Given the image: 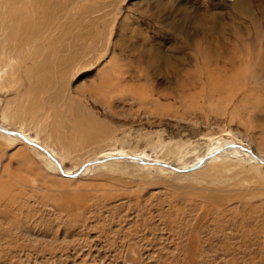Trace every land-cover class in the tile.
Masks as SVG:
<instances>
[{"label":"rangeland","instance_id":"rangeland-1","mask_svg":"<svg viewBox=\"0 0 264 264\" xmlns=\"http://www.w3.org/2000/svg\"><path fill=\"white\" fill-rule=\"evenodd\" d=\"M10 2L0 264H264V0Z\"/></svg>","mask_w":264,"mask_h":264},{"label":"bare ground","instance_id":"bare-ground-1","mask_svg":"<svg viewBox=\"0 0 264 264\" xmlns=\"http://www.w3.org/2000/svg\"><path fill=\"white\" fill-rule=\"evenodd\" d=\"M22 1H25V2H29V0H11V2L10 3H15V2H18V3H20V2H22ZM32 1V4L33 5H25V6H23V8L21 9V12L22 13H27V11H31V13H33V14H35V0H31ZM58 3V2H57ZM65 3V2H64ZM12 4H9L8 2H7V7L9 8L10 6H11ZM45 18V17H44ZM48 18H49V16H48ZM50 20H52V18H50ZM29 23L27 24V27H29ZM36 58V57H35ZM35 58H33V59H35ZM32 59V60H33ZM38 78H43V77H38ZM35 80H36V78H35ZM55 93V92H54ZM59 97V96H58ZM53 98V97H52ZM50 101V100H49ZM66 101H68V100H66ZM51 102V101H50ZM68 103V102H67ZM67 106V105H66ZM68 107V106H67ZM69 108V107H68ZM68 108H62V111H61V113H60V115H63V116H67V115H69L68 114ZM76 109V108H75ZM29 117V116H28ZM71 122V121H70ZM73 122V121H72ZM75 122V121H74ZM64 124V123H63ZM78 124V123H77ZM0 126H3V127H6L7 128V126H5V125H3L1 122H0ZM69 127V126H68ZM0 133H2V134H4V136L5 135H10L11 137H16V136H14V135H11V134H9L8 132H6L7 134H5V133H3V132H1L0 131ZM20 133H22V134H24V136L25 137H27L29 140H31V141H33V142H35L36 144H38V145H40V146H42V147H44L48 152H50L54 157H56V159H57V161H58V164L63 168V166L61 165V163H60V161L58 160V158H57V156L54 154V152L52 151V149H49L48 147H46L39 139H37L36 137H34V136H30V135H28L27 133H24V132H20ZM227 143H229L230 144V141H219V142H216L215 144H213V145H211L210 147H208L207 148V150L204 152V153H201V154H199V155H197L194 159H192V161H190V162H188V164L186 165V164H184V165H182V168H186V167H190L191 165H194V164H198V162H202L203 160H204V158H205V154H209V153H213L212 154V156L209 158V159H212V158H215V157H217L218 155H220L221 156V154L223 155V153H225V151L226 150H224V151H218V152H216V153H214L216 150H219L220 149V147L222 148V146L224 145V144H227ZM237 143V142H236ZM36 147V146H35ZM42 151V150H41ZM229 151H231V152H236V154H237V152H239V151H241V149L239 150L238 148H235V147H232V148H230L229 149ZM124 152V151H123ZM123 152H118V151H113V152H110V153H106V154H102V155H99L98 157L99 158H109L108 160H113L115 157L114 156H117V155H133V156H142V157H146V158H149L150 159V157H147V156H145V155H143V154H140V153H136V154H125V153H123ZM228 152V151H227ZM244 154H247V155H249V157L250 158H253L254 159V157L252 156H250V154L249 153H247L246 151L244 152V151H242ZM234 154V153H233ZM47 156L46 155V153L44 152V154H43V156ZM44 156V157H45ZM104 156V157H103ZM98 157H96V158H94V159H98ZM223 157V156H222ZM260 157V156H259ZM46 159L47 158H49V159H47V161L49 162V163H51L52 164V166L53 167H58L59 165L56 163V162H54L49 156H47V157H45ZM261 158V157H260ZM153 159V158H152ZM108 160H106V161H108ZM116 160V159H115ZM208 159L206 158L205 160H204V162L205 161H207ZM263 160V159H262ZM132 161H136V160H132ZM153 161H157L158 162V159H153ZM105 162V161H104ZM131 162V161H130ZM161 162V161H160ZM136 163V162H135ZM206 163V162H205ZM257 163H259V162H257ZM82 164V163H81ZM80 164V165H81ZM84 164V163H83ZM82 164V165H83ZM95 164V163H94ZM137 164H138V162H137ZM79 165V166H80ZM139 165V164H138ZM140 166V165H139ZM142 166H144V167H148L149 165L147 164V165H142ZM87 167V166H86ZM150 167H156V165H150L149 166V168ZM157 167H160V166H157ZM156 167V168H157ZM148 168V169H149ZM164 169V168H163ZM63 170H64V172L65 173H70V172H72V170L71 169H64L63 168ZM192 171H194V170H192ZM191 172V171H190Z\"/></svg>","mask_w":264,"mask_h":264},{"label":"water","instance_id":"water-1","mask_svg":"<svg viewBox=\"0 0 264 264\" xmlns=\"http://www.w3.org/2000/svg\"><path fill=\"white\" fill-rule=\"evenodd\" d=\"M0 128H1L2 130L6 131V132L11 131V132L14 133V134H18V135H20V136L23 137L25 140H28L29 142H31L32 144H34L35 146L39 147V148L42 149L44 152H46L47 155H49L52 159H54V161L58 164L57 159H56V158H55L50 152H48L44 147H42V146L36 144L35 142L29 140L27 137L24 136V134L20 133L19 131L9 130L8 128L3 127V126H0ZM218 151H220V149H219V150H216L214 153H216V152H218ZM211 154H213V153H211ZM117 156H129V157H132V158H135V159H139V158H140L139 156H133V155H117ZM117 156H114V157H117ZM210 156H212V155H210ZM58 165H59V164H58ZM171 166H172L173 168L179 169L178 166H175V165H171ZM59 168H60L61 171H64V170L61 168L60 165H59ZM190 168H192V167H187V168H184V169H190ZM180 169H181V168H180Z\"/></svg>","mask_w":264,"mask_h":264}]
</instances>
